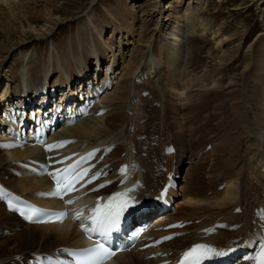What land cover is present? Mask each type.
<instances>
[{
	"label": "bare ground",
	"instance_id": "1",
	"mask_svg": "<svg viewBox=\"0 0 264 264\" xmlns=\"http://www.w3.org/2000/svg\"><path fill=\"white\" fill-rule=\"evenodd\" d=\"M137 1L141 0H117L118 16L114 11H106L104 26L112 30L107 38L102 29L87 21L90 14L79 16L76 36L68 39L63 49L56 47L57 57H42V62L38 63L33 61L32 55L24 54L25 46L39 39H54L59 23L68 22L74 13L63 18L62 0H0V130L7 122L13 123L21 128L23 136L28 137L39 118L41 121L49 118L50 115H44V112L66 121L63 116L69 113L67 109L76 112L87 94L93 95L104 86V74L111 72V81L116 86L114 92L101 100L107 106L103 108V116L91 117L71 127L68 125L62 133L77 140L73 149L83 145H112L113 149L103 163L107 164V172H117L119 165L127 160L126 152L130 149L115 138H126L136 149V158L142 168L144 195L158 189L167 168L175 171L177 181L182 179L174 193L181 195L180 206L170 215L169 221L165 219L160 224L179 219H187L189 224L179 227L187 233L165 245L164 249L177 253L184 246L201 240L205 225L210 229L213 227L210 225L222 224V220L228 224L239 221L241 226L235 230L228 226L217 227L208 234V239L220 244H227L239 236L243 239L251 235L250 230L258 226L264 216L261 211V216L257 217L256 211L247 209L243 203L249 200L250 204L264 206V122L256 120V110L250 95L246 94L247 84L241 82V89H236L238 74L236 77L229 75V83L223 85L228 93L223 86L210 91L193 89L182 98L194 82L190 77L188 80L187 73L182 80L180 62L177 66L183 58L180 39L172 43L168 37L171 34L176 37L179 33L167 34V30L181 20L183 29H192L197 35L207 34L213 29V22L203 17V11L212 0H173L167 7L162 6L164 0H151V10H144L141 15L138 9L142 4L136 6ZM263 4L264 0H258L256 7L264 20ZM156 17L159 18L158 26L150 32V21ZM218 31L215 34L220 37ZM149 33L151 35L146 38ZM236 33L232 29L224 31L227 38ZM223 42L220 40L218 45ZM232 43L227 44L221 60L233 65L239 55V45ZM252 48L253 44L249 49L251 54ZM251 59L244 65L241 81L246 73L253 74L254 65H257L259 76L264 72V60L255 63L254 58ZM229 67L228 64L227 71H231ZM149 68L154 69V74L148 71ZM136 71L146 75L143 80L134 79ZM225 72L218 83L225 80ZM93 86L95 90H91ZM224 94H229V114L225 112L230 110L222 107ZM182 100L188 101L185 106ZM55 103H61L64 108L60 115L58 108L48 111ZM17 119L19 124L23 119L24 124L19 125L14 121ZM157 122L160 126L148 131ZM190 130L195 133L192 137ZM171 143L177 151L175 149L167 156L166 151L163 153L164 145L167 147ZM210 143L212 149L194 160L196 154ZM31 153L41 154V151L37 146L26 144L13 150L0 147V179L18 193L34 194L39 186L48 183L45 177L10 170L14 159H22ZM250 167L254 169L249 178ZM116 172L103 181L113 180ZM119 181L111 182L108 190L116 187ZM218 181L219 185H225L224 189H214V183ZM235 207H242V212L233 215ZM141 222L135 223L134 227ZM74 232L77 231L69 223L24 225L0 200V264H9L18 254L29 257L31 253L52 251L73 239ZM120 259L123 264H154L160 260L148 263L138 254H124L115 263Z\"/></svg>",
	"mask_w": 264,
	"mask_h": 264
},
{
	"label": "rangeland",
	"instance_id": "2",
	"mask_svg": "<svg viewBox=\"0 0 264 264\" xmlns=\"http://www.w3.org/2000/svg\"><path fill=\"white\" fill-rule=\"evenodd\" d=\"M172 1L173 0H164L162 2V6L167 7L168 3ZM257 1L258 0H212L210 3H208V7L205 9V11H203V17L213 22V29L210 30L205 35H197L196 32H194L192 29H188V28L183 29L182 27L183 20H181L180 22L176 21L177 24H174V28L171 27L170 30H167V34H170L173 31L174 34L179 33L176 37L172 34H171L172 36L168 35V37L172 39V43H174V40L177 38L180 39L181 42L180 51L183 58L180 57L182 59L178 61L177 66L179 65L180 62L181 65L179 69L183 70V72H180V75L182 74V80H185L184 78H186L185 76L188 74V78L190 77L191 82L192 81L194 82L192 83L193 87L186 90L182 98L185 97V95H187L188 92H190L193 89H196V91L197 90L210 91L212 89L220 88L224 84L227 85L229 83V75H231L230 77H236V75L238 74L237 76L238 83L236 89L239 90L241 89V85H242L241 82L247 84L246 94L250 95L252 105L256 110L255 111L256 120L264 122V102H263L264 72L259 76V73L256 72L257 65H254L251 71L255 70L254 71L255 73L254 72L253 74L246 73V75H243L242 78L243 80L241 81V73H243L244 65L251 58L252 59L254 58V60L252 59L251 60L255 63H257V61L264 60V20L262 19V17H260L259 10L256 7ZM62 3L64 4L60 11L63 18H66L68 15H70L69 14L70 12L74 13L73 14L74 16L69 17L68 22H63V24L61 25L59 23V27L55 29L53 34V36L54 35L55 36L54 37L52 36L54 39L52 38H50L49 40L39 39L38 41H34L33 43L27 44L25 46L26 48L24 49V54H28L29 57L30 55H32L33 61L35 62L40 63L42 62L41 61L42 59H45V57L49 55H50V59L52 58L51 55L57 57L58 51L56 50V47L59 50L63 49V47L66 45V41L76 36V33L78 31L77 19L79 16H83L86 13L88 15L90 14V16L87 17L88 19L85 18V20L87 19L88 22H92L94 27L98 26V28L102 29L104 34L106 35V38L110 37V34L112 32L111 28L110 27L105 28L104 26L107 15L106 11L107 10L111 12L114 11L118 16L117 12L120 9L117 6V0H62ZM135 3L136 6L142 4V6H140L138 9L140 10L139 11L140 15L144 12V10H148V9L151 10L152 8L151 0H141ZM263 9H264V4H263ZM158 21H159L158 17L152 19L150 21V26L148 31L151 32L156 26H158ZM218 29H219L218 34L220 35V37H217V35L215 34L216 30ZM226 29H232L233 31H235V33L236 31L237 32L239 31V33L238 34L236 33V35L227 38V35H224V31ZM150 35L151 33H149L146 38H148V36ZM235 37H237L238 39L237 38L235 39ZM222 39L224 40V42L218 45L219 41ZM230 42L231 43L233 42L232 43L233 46L239 45V50L237 53V55L238 54L239 55L233 61L234 62L233 65L232 62L227 63L221 60V57L224 54V50L227 44H229ZM252 44H253L252 49H254V51L251 54V51L249 49L252 47ZM59 45L62 48H60ZM152 58L153 57H151V59ZM228 64L230 66L229 68L231 69V71L226 70ZM153 70L154 69L152 68L148 69V71L151 73H153ZM224 72L226 75L224 76L225 80H223L222 83H218L217 81L221 79ZM136 73L137 71L135 72V74ZM122 74L124 75V73ZM122 76L121 78H123ZM121 78L120 79L117 78L116 80L121 81ZM190 78L188 80H190ZM159 87L161 86L159 85ZM225 92L228 93V89L226 87H225ZM228 95L224 94V96H222L221 98L224 100V104L223 105L221 104L222 107H225L226 109L230 110L229 112H225V114H229L231 112V108L229 107L230 101H228L227 99ZM156 100H158V98ZM181 102L182 103L184 102V106H185L188 101L182 100ZM207 125L210 126L211 124L208 122ZM237 125L238 124H236V126ZM158 126H160L158 122L152 124L151 127L148 129V131L157 128ZM208 126H206L205 129ZM230 130H232V128ZM190 132L192 134L194 131L192 132V130H190ZM147 135L148 134L146 135L144 134V136ZM193 135H195V133L190 135V137H192ZM3 155L5 157V154ZM227 156L229 155L227 154ZM208 185L206 184V186ZM210 188L211 187H209V189ZM49 231L52 232L53 230H49ZM49 231L47 233H49Z\"/></svg>",
	"mask_w": 264,
	"mask_h": 264
},
{
	"label": "snow or ice",
	"instance_id": "3",
	"mask_svg": "<svg viewBox=\"0 0 264 264\" xmlns=\"http://www.w3.org/2000/svg\"><path fill=\"white\" fill-rule=\"evenodd\" d=\"M71 168L65 170V174L63 176H59L57 174H52L53 179L56 181V192L54 193L57 196H60L62 199V193H66L73 189L74 181H78L82 178L86 173L77 174L76 176H71ZM90 182V181H89ZM103 187V185H101ZM123 194H118L117 197L111 198L104 205H97L95 209H93V215L90 217V222L93 227L89 228L85 225H82V229L86 233L97 232L101 236H108L118 224L119 218L121 214L128 207L127 200H120L119 196ZM71 203L72 201H68ZM21 215H24L26 219L33 220L34 217H38L42 215L44 210L38 209L36 207H27L19 210ZM57 218H63L67 214L66 213H58L56 214ZM75 219H79V216H75ZM170 238V237H169ZM212 251L211 248L205 245H196L190 250L186 251L183 254V259L180 264H199V261L207 256ZM92 255L93 264H103L105 258L113 255V253L109 252L107 248L104 247L103 244H97L94 248L88 250ZM255 264H264V248L253 258Z\"/></svg>",
	"mask_w": 264,
	"mask_h": 264
}]
</instances>
